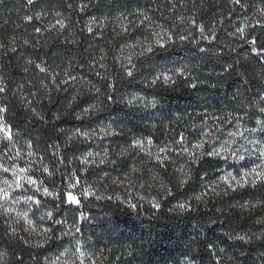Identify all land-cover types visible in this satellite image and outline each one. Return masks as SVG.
<instances>
[{"label":"trees","instance_id":"16d2710c","mask_svg":"<svg viewBox=\"0 0 264 264\" xmlns=\"http://www.w3.org/2000/svg\"><path fill=\"white\" fill-rule=\"evenodd\" d=\"M82 3L89 4L84 11L79 9ZM244 3L246 7L241 8L231 0H37L34 6L27 0H0V42L6 45L0 49V78L7 86L6 92L0 93V105L8 108L5 117L13 132L19 133V145L30 138L37 154L55 172L54 183L47 185L66 192V178L73 171L79 179L102 180L104 168H85L78 159L86 153L88 140L69 141L68 137L77 129L92 131L113 121L122 130V135L106 140L110 143V158L117 160L115 166L121 168L116 175L129 171L125 163L132 161L122 162L119 153L133 137L152 139L155 152L167 145L173 161L166 169L149 162L148 169L141 173L140 190L120 194L119 199L81 197L80 208L49 201V208L53 203L58 205L56 218L67 221L65 225H52L55 236L72 227L76 219L82 229L78 235L86 248L110 249L107 254L111 264H188L189 258L195 264H216L217 260L220 264H264V242L254 235L264 232V186L213 196L208 186L216 184L225 171L236 172L239 165L209 157L189 165L177 155L180 144L172 142L183 134L184 147L191 149L201 140H211L205 145L210 150L232 139L227 133L237 130L235 116H244L241 131L245 126H254V119L246 113L258 111L261 106L258 94H264V56L257 57L247 41L256 37L258 44L264 45V28L256 23H264L259 14L264 0ZM41 10L45 15L35 19ZM26 16L34 19L27 21ZM59 19H63L64 29L56 24ZM93 20L90 34L86 26ZM157 24L170 30L174 38L191 33L189 40H176L167 49H156L150 61L134 55L135 78H127L114 57L123 59L124 54L138 52L125 45L144 40L157 30ZM199 25L204 26L203 37ZM240 27L245 28L243 38L236 31ZM12 37L18 42L15 53L7 51ZM24 40L29 45H23ZM201 48L206 51L200 52ZM37 64L47 72H41ZM184 66L190 75L178 79L172 87L147 83L158 72ZM103 76L115 81V90L105 87ZM188 81L196 83L197 88L189 87ZM92 85L101 92L92 91ZM106 95L114 96L116 101L123 97V101L105 103ZM132 96L145 99L136 107H128L125 101ZM153 100L157 103L155 109L144 107ZM92 103L103 111L76 120L75 115ZM32 108L44 120L34 117ZM58 114L61 119L55 120ZM177 114L180 120H175ZM209 130L212 137L203 136ZM241 143L237 138L230 147ZM54 144L59 148H53ZM54 151L57 156L52 155ZM61 157L63 164L59 163ZM182 166L186 171L190 169L191 176L184 185H180L181 175L177 172ZM165 187L172 190L171 195L165 193ZM223 187L221 184L216 191L221 192ZM203 192L208 194L196 200ZM257 201L260 204L255 208L240 207ZM154 202H159V209L153 207ZM180 203L191 204V209L181 211L177 207ZM130 204L137 207L133 209ZM81 212L83 222H79ZM9 223L7 216L0 215V251L7 253L3 264H19L21 259L23 264H50L54 255L72 246L71 237H64L37 248L34 245L40 237L35 240L15 225L18 236H11ZM237 233L248 234L252 241L227 238ZM20 237L31 243H24Z\"/></svg>","mask_w":264,"mask_h":264},{"label":"snow or ice","instance_id":"6c2138e0","mask_svg":"<svg viewBox=\"0 0 264 264\" xmlns=\"http://www.w3.org/2000/svg\"><path fill=\"white\" fill-rule=\"evenodd\" d=\"M36 2L37 0H27L28 4L34 6ZM231 3L238 5L241 8L246 7L244 0H231ZM88 7L89 4L87 3H82L79 5L80 11H84ZM259 14L260 16L264 17V7L259 9ZM43 15H45V13L43 10H41V12L36 14L35 19L39 20ZM33 19V16L25 17V20L27 21H32ZM145 19L149 20L150 22V18L145 17ZM94 22V20L89 21V24L86 26L87 31L90 34L93 33L91 24ZM190 22L195 23L194 20H191ZM256 23L261 28H264V23H261L260 20H257ZM56 24L60 29H64L66 27L63 19L57 20ZM246 26L247 25H245V27ZM53 27H55V25ZM198 27L203 37L204 26L199 25ZM155 28L157 30L151 31L150 35L146 36L144 40L136 41L131 45H125V47H128L129 49H139L138 52L133 51L132 54H124L123 59L114 57V59H116L117 62L121 64L123 73L127 78H135L136 64L133 63L134 55L145 57L150 61L151 56L155 54L156 49H167L176 40L180 42L189 40V36L191 35V33L188 35H176L174 38V34H171L170 30L164 29L162 25L157 24L155 25ZM122 30L125 32L128 31L127 28H122ZM35 31L39 32L40 29L37 28ZM236 31L240 33L242 38L245 36L244 27L237 28ZM151 37H155V40H152ZM247 42L252 46L251 51L257 57L264 56V45L258 44V39L256 37L249 39ZM17 43L18 42L15 37L10 38L9 44L11 47H8L7 51L15 53L17 51ZM23 45H29V41L24 40ZM5 48L6 45L0 42V49ZM205 51L206 49L204 48L200 49V52ZM123 52L124 50L122 48L121 53ZM125 60L127 61V64L124 63ZM29 63L33 62L29 61ZM100 66L102 68L105 67L103 64ZM36 67L39 68L41 72H47V69L39 64H37ZM97 75H100V73H97ZM189 75L190 73L188 72L187 66L177 67L167 71L158 72L153 76L151 81L147 83L149 86H155L160 83L164 86L172 87L177 83L178 79L185 78ZM70 79L75 80V77H70ZM102 79L106 82V88L115 90V81L110 80L108 76H103ZM63 82L67 84L68 80ZM188 86L193 89L197 88V84L191 81H188ZM6 88L7 86L4 84L3 79L0 78V93H5ZM91 90L97 94L101 92V88L96 87L95 85H92ZM144 99L145 98L142 96H132L130 99L125 101V103L128 107H136L139 105L140 101ZM258 100L261 102V106L258 107V111L246 113L250 119H254V126L251 128L245 126L241 131L239 125L244 119V116H235L234 119L237 121V130L229 131L227 133V135L232 138L231 140H224L223 143H219L218 146L212 147L210 150H206L205 145L211 143V140H201L191 149L184 147L183 134L180 135L179 140L172 141L173 143L180 144L181 152L177 153V155H182L183 158L188 161L189 165H197L205 157L223 160L225 163L231 160L234 167L239 165V168L236 170V172L225 171L222 175H220L219 181L216 184L208 186V189L212 192L213 196L221 195V193L227 195L230 191L236 192L240 189H246L248 187L256 188L257 186H264V94H258ZM109 101L118 103L123 101V97L120 98V101H116L114 96L106 95L104 102L106 103ZM144 107L155 109L157 107V103L155 100H153L150 103H146ZM30 111L34 117L44 120V116L36 112L35 108L30 109ZM100 111H103V108L95 103H92L87 107H84L81 113H77L75 115V119L83 121ZM7 112L8 108L6 106L0 105V145H3V147L0 148V215L7 216L11 221L8 226L11 236H18L19 230L29 234H37L40 237V239L34 245L37 248L44 247L52 239L62 241L64 237H71L69 243L72 246L63 248L60 255H58L55 260L51 261L50 264H106V262L107 264H111L107 254L110 253V249L105 247L101 248L99 251H92L86 248V242L78 235L82 233V229L76 222V219L73 220L72 227L68 228L67 230H62L59 236L54 235V229L52 228L53 224H67L66 220L56 218L55 209L58 207L57 204L53 203L51 208L39 216V220L41 222L48 221L51 223L47 226L44 224L37 226V222L33 219L32 215H30L33 206L39 210L40 207L47 205L49 201H60L66 205H76L78 207L80 205V200L76 195H73L71 191H55L46 186L43 180H40L34 176L31 171L33 164L36 162L33 159L34 157L39 161L40 170L44 174L51 177L55 175V172L48 164L44 163V157L37 154L33 141L30 138L24 141L23 147L19 145V133H14L12 126L6 120L5 113ZM64 115H67V112H65ZM258 115L262 118H256ZM54 119L60 120L61 116L58 114ZM180 119L181 116L177 114L175 120ZM114 124L115 122L113 121V123L102 126L98 129H93L92 131H83L77 129L72 133L71 136L68 137V140L72 141L73 139L81 138L87 141L89 138L98 136L99 134H102V136H99L101 139L109 136L122 135V130L115 127ZM153 127H155V125H153ZM216 131H220V129H216ZM212 135V130L203 132V136L205 137H212ZM237 138L242 140L243 143H241L239 147L231 148L230 145L237 143ZM218 139L219 138H217V140ZM52 147L59 148V145L54 144ZM154 147L155 145L152 139L133 137V139L129 142L128 147L119 153V156L123 158L122 162L129 160L132 161L131 164L125 163V168H128L129 171L126 172L123 179H115L113 180V183L120 185L131 180V178H133L135 175L143 173L149 162H153L154 166L166 169L167 165L173 162L168 156L169 149L167 145L160 147L155 153L153 152ZM5 149H7V152L4 151ZM141 154L147 156L148 159L144 160ZM52 155L57 156L58 153L54 151ZM97 157L100 158L97 159ZM136 157H140V159L137 161L135 159ZM78 159L80 160L81 164L85 166H101L105 165L106 163L113 165L117 164V160L110 159L107 152L103 153L102 155L100 153L94 154L92 152H88L86 155H83ZM20 161H26V163L21 165V163H19ZM64 162V158L61 157L59 159V163L63 164ZM249 162H251V167L248 166ZM69 163H71V161H69ZM188 171H190V169H188ZM188 171H186L185 166L177 169V172L181 175V179L179 181L180 185L190 182L191 176L188 175ZM204 175L206 176L207 174L205 173ZM68 179L69 189L75 188L80 183L79 178L76 177L75 171L71 173ZM201 180H204V176L201 177ZM221 184L224 187L221 189V192H217L216 188ZM29 192L31 194H27ZM165 193L167 195H171L172 190L165 187ZM93 194L94 193L92 192L91 188L81 193V195L85 198ZM207 194V192L201 193V195L196 197V200L199 201L203 199V197H205ZM112 198L113 197L111 196L107 197L109 200ZM116 198L119 199V197ZM21 204L27 205L28 208L24 209L16 207L17 205ZM259 204V201L256 203L247 202L240 205V207L255 208ZM130 207L135 209L137 205L130 204ZM153 207L159 209V202H154ZM177 207L181 211H189L191 209V204L180 203L177 205ZM84 218V214L81 212L80 219ZM213 223H215V221ZM17 224L20 225L19 230L14 226ZM254 235L256 240L264 242V232ZM227 238L232 241H240L244 243H249L252 241V237L246 233H237L235 235L229 234ZM20 239H22L24 243H31V241L27 240L25 237H20ZM89 239L91 238L89 237ZM209 247L212 246L209 245ZM6 255V252L0 251V264H3L4 257ZM62 257H68L70 259L62 260ZM19 264H23L22 259L20 260ZM188 264H195L194 259L189 258ZM216 264H220V261L217 260Z\"/></svg>","mask_w":264,"mask_h":264},{"label":"rangeland","instance_id":"374dc122","mask_svg":"<svg viewBox=\"0 0 264 264\" xmlns=\"http://www.w3.org/2000/svg\"><path fill=\"white\" fill-rule=\"evenodd\" d=\"M99 136H102V134H99L98 136L95 137H91L88 139V141L86 142L87 144V150L86 153L84 155H86L88 152H92V153H100L101 155L105 152L108 153V147L110 145L109 142H107V137L106 138H99ZM21 147H23L22 145H20ZM153 152L155 153V150L153 149ZM109 154V153H108ZM141 156L144 158H146L147 156H144L143 154H141ZM100 157H97V159H99ZM110 158V155H109ZM36 162L33 164L32 166V173L34 174V176L40 180H43L45 182V185L48 186L49 188L58 191V189L54 186H49L47 184H52L54 183V177L51 176H47L46 174H44L41 170H40V164L39 161L36 160L35 158H33ZM111 159V158H110ZM137 161L140 159V157H136L135 158ZM19 163H21V165H23L24 163H26V161H20ZM81 164V162H80ZM83 165V164H82ZM85 168H104V170L106 172H104V176L103 179L98 181V180H93L91 178H82L79 179L80 183L72 189L68 188V184H69V179L66 178V183H65V189L66 191H71L73 195H76L77 198L80 200L81 197H84L81 195L82 192L87 191L89 188L92 189V192L94 193L92 196H97V197H108V196H114L115 198L117 196H119L120 194H125L127 193L128 195L130 194V192H134L135 190H140L139 186H141L140 182H141V174H137L135 175L133 178H131V180L126 181L120 185L114 184L113 180L115 179H123L124 175H116L119 171H121L120 167H116L113 164H109L106 163L105 165H101V166H85L83 165ZM249 167H251V162H249ZM148 169V166H147ZM145 170V169H144ZM75 179V178H74ZM59 192V191H58ZM27 194H31L30 192ZM91 196V195H89ZM89 196H87L86 198H88ZM74 206V208H80V205L77 207L76 205H72ZM17 208H28L27 205H17ZM49 206L48 205H44L42 207L39 208V210H37L34 206L32 207V212H30V215H32L33 219L37 222V226H39L40 224H44L45 226L47 224H50L51 222L48 221H44L41 222L39 220V216L41 214H43V212H45L46 210H48ZM34 213V215H33ZM83 219H80L79 222H83ZM18 228H20V225L17 224L15 225ZM56 226V225H55ZM27 235H30L31 237H33L35 240L39 237V235L37 234H29L27 232H25ZM71 247V246H69ZM60 255H54L51 258V261L55 260V258ZM64 259H70L68 257H62V260Z\"/></svg>","mask_w":264,"mask_h":264}]
</instances>
